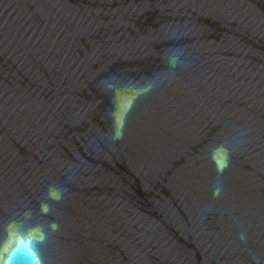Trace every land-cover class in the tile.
I'll return each mask as SVG.
<instances>
[{
    "label": "water",
    "instance_id": "water-1",
    "mask_svg": "<svg viewBox=\"0 0 264 264\" xmlns=\"http://www.w3.org/2000/svg\"><path fill=\"white\" fill-rule=\"evenodd\" d=\"M29 211L44 264H264V0H0V233Z\"/></svg>",
    "mask_w": 264,
    "mask_h": 264
},
{
    "label": "clouds",
    "instance_id": "clouds-1",
    "mask_svg": "<svg viewBox=\"0 0 264 264\" xmlns=\"http://www.w3.org/2000/svg\"><path fill=\"white\" fill-rule=\"evenodd\" d=\"M227 167V162L222 166L219 164L217 170L222 172ZM217 188L214 195H219ZM49 196L59 200L61 195L56 190H50ZM49 205H41L43 214L49 213ZM27 221L12 220L6 223L3 232L0 233V264H44L40 253V245L47 240L44 225L39 222L30 223L32 213L26 212ZM51 230L58 228L56 223L50 224Z\"/></svg>",
    "mask_w": 264,
    "mask_h": 264
},
{
    "label": "snow or ice",
    "instance_id": "snow-or-ice-1",
    "mask_svg": "<svg viewBox=\"0 0 264 264\" xmlns=\"http://www.w3.org/2000/svg\"><path fill=\"white\" fill-rule=\"evenodd\" d=\"M220 164H221V166H222V165H223V162L221 161Z\"/></svg>",
    "mask_w": 264,
    "mask_h": 264
}]
</instances>
